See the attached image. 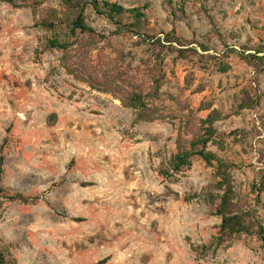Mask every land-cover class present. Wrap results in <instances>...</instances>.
<instances>
[{
    "label": "rangeland",
    "instance_id": "rangeland-1",
    "mask_svg": "<svg viewBox=\"0 0 264 264\" xmlns=\"http://www.w3.org/2000/svg\"><path fill=\"white\" fill-rule=\"evenodd\" d=\"M118 1L127 9L148 6L145 32L164 39L174 29L212 48L203 52L192 44L199 55L189 59L167 53L152 122L135 123V109L75 75L118 63L148 89L160 46L114 34L115 25L89 8L87 22L108 41L85 50L79 44L46 50L48 32L37 22L50 8L61 9L57 0H46L37 13L0 2V156L6 158L0 249L6 261L95 264L108 257L106 264H264L260 242L246 235L216 255L196 251L220 222L217 203L208 201L219 193L212 167L195 158L170 178L159 171L177 151L180 129L187 139L202 134L201 119L210 110L199 107L212 102L225 116L216 123L219 132L249 133L238 135L239 141L225 137L224 147L210 150L238 165L237 190L254 203L250 185L264 173V72L235 54L227 57L222 39L238 50L263 46L264 0ZM225 62L231 70L221 72ZM1 190L40 200L9 201ZM259 208L264 215V204Z\"/></svg>",
    "mask_w": 264,
    "mask_h": 264
},
{
    "label": "trees",
    "instance_id": "trees-1",
    "mask_svg": "<svg viewBox=\"0 0 264 264\" xmlns=\"http://www.w3.org/2000/svg\"><path fill=\"white\" fill-rule=\"evenodd\" d=\"M0 0L16 7H31L35 13L46 0ZM61 9L50 8L48 12L38 20L37 24L48 32L44 42V49L69 50L79 44L84 50L92 44L108 41L109 36L96 31L88 22L86 12L89 8L97 14L108 18L116 27L114 34L126 35L128 33L139 38L140 45L160 46L162 50L154 53V64L149 67L151 84L148 89L144 88L135 79L120 71L118 63L113 67L104 70H90L82 75H75L78 80L88 83L91 88L111 93L117 96L122 105L126 108L136 110L135 123L152 122L157 119L159 109L155 106V101L162 97V87L167 74L164 70V63L167 53L179 52L178 57L189 59L192 55H199L200 48L203 52H208L212 48L209 44L199 40H186L178 35L176 30L164 33V39L160 36L145 32L148 25V6L134 7L127 9L118 0H57ZM185 1L181 7H184ZM179 9V8H177ZM184 11V9H179ZM126 19H129L125 22ZM215 25V24H214ZM214 33L221 37L220 30L214 26ZM228 51L226 56L235 54L241 60L252 66L257 73L264 72V45L250 52L247 46H242L238 50L222 39ZM197 44L198 48L189 47ZM179 47H184L180 49ZM165 53V54H164ZM221 72L231 70L229 63H223L218 68ZM73 73V72H72ZM200 111L210 110L206 118L201 119L203 128L202 134H195L192 139H187L183 135V130H179L177 138V151L171 155L167 164L159 171L165 178H170L192 167L195 158L202 159L208 166L214 169L217 178L216 188L218 194H211L208 198L210 203H217L216 215L220 218L217 232L211 236L207 244H203L196 251L206 255L212 253L216 255L221 249L229 248L235 239L240 235L256 238L264 250V215L259 206L264 204V173L260 180L250 185V193L254 194V203L249 201V197L243 196L237 190V182L234 169L238 165L232 161L221 158L217 153L210 150V146L224 147L225 137L238 135L247 137L248 132L238 130L229 135L221 133L216 128V123L225 116L213 103L203 102ZM4 143L8 144L5 138ZM3 149V148H1ZM5 156H0V181L4 174ZM85 186L92 185L90 182L83 183ZM5 198L9 201H21L23 203H36L40 197H27L22 193L9 194L1 190ZM198 197V194L191 196ZM109 258H104L95 264H106ZM0 264H8L4 252L0 249Z\"/></svg>",
    "mask_w": 264,
    "mask_h": 264
}]
</instances>
